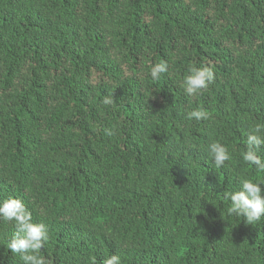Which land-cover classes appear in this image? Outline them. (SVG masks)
Returning a JSON list of instances; mask_svg holds the SVG:
<instances>
[{
	"label": "trees",
	"instance_id": "obj_1",
	"mask_svg": "<svg viewBox=\"0 0 264 264\" xmlns=\"http://www.w3.org/2000/svg\"><path fill=\"white\" fill-rule=\"evenodd\" d=\"M193 63L215 79L189 95ZM197 108L208 119H188ZM256 124L264 0H0V200L46 225L47 264H264V218L223 198L264 178L241 158ZM16 232L0 220V264H22Z\"/></svg>",
	"mask_w": 264,
	"mask_h": 264
},
{
	"label": "clouds",
	"instance_id": "obj_2",
	"mask_svg": "<svg viewBox=\"0 0 264 264\" xmlns=\"http://www.w3.org/2000/svg\"><path fill=\"white\" fill-rule=\"evenodd\" d=\"M169 71L167 61H161L151 66L150 75L158 79ZM215 79L213 69L208 65L190 64L183 76L181 85L189 95H196L208 88ZM103 103H113L112 96H106ZM188 119L200 121L208 119V113L203 109H193L188 113ZM245 150L241 152L242 160L252 165L260 173H264V158L259 154L260 146L264 145V125L256 124L246 133ZM206 154L215 168H221L231 160L228 148L219 141H213L206 146ZM264 178H241L239 188L223 193L224 200L230 201L226 209L228 216L242 218L247 224H259L264 218ZM0 220L14 223L17 232L7 241V249L19 255L22 264H47L40 255V250L49 239L45 224L34 222L31 213L19 198L7 197L0 200ZM95 264V260H93ZM102 264H121L118 255L106 257Z\"/></svg>",
	"mask_w": 264,
	"mask_h": 264
}]
</instances>
